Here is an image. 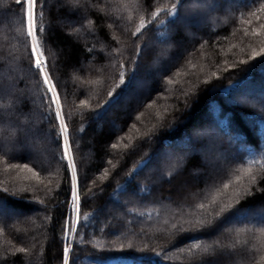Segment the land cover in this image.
I'll return each instance as SVG.
<instances>
[{
    "label": "trees",
    "instance_id": "obj_1",
    "mask_svg": "<svg viewBox=\"0 0 264 264\" xmlns=\"http://www.w3.org/2000/svg\"><path fill=\"white\" fill-rule=\"evenodd\" d=\"M131 1L36 0L34 5L35 34L47 69L62 89L77 178L79 208L68 264H217L221 257L216 253L223 248L202 247L215 225L235 216L237 223H228L216 240L229 245L223 249L227 253L247 255L221 261L264 264V238L254 236L257 227L264 228V0H193V7H205L200 20L183 15L185 0L163 9L160 3L171 0H137L144 7L141 22L136 8L127 18L122 4ZM199 9L192 11L198 14ZM246 15L253 16L250 22ZM5 18L13 19L10 27ZM187 18L195 19V29L184 27ZM62 19L73 20L82 34L55 23ZM156 26L171 31H163L166 44L153 54L152 47L143 49ZM170 47L183 53L162 70V55H170ZM140 54L143 60L136 58L132 66V56ZM132 87H142L143 98L117 119L116 131L91 122ZM161 96L159 106L151 104ZM202 120L215 128L219 148L232 144L237 155L226 165L216 162L219 174L205 196L175 200L169 177L206 167L204 151L189 152L177 168L143 170L152 165L162 141L182 139L174 145L185 147L191 125ZM1 123L7 127L0 128V208L33 213L22 219L0 212V264H63L69 170L50 94L30 54L25 6L16 0H0ZM36 134L47 136L44 147L31 139ZM205 134L191 137L196 147L205 143ZM25 137H31L29 143ZM21 142L46 159L39 155L31 161L23 152L7 151ZM203 188L198 181L190 197ZM167 204L187 213L174 210L161 218ZM110 205L119 215L100 225L98 215ZM221 208L225 211L216 216ZM152 211L158 212L155 220L148 217ZM201 220L212 223L201 229Z\"/></svg>",
    "mask_w": 264,
    "mask_h": 264
},
{
    "label": "rangeland",
    "instance_id": "obj_2",
    "mask_svg": "<svg viewBox=\"0 0 264 264\" xmlns=\"http://www.w3.org/2000/svg\"><path fill=\"white\" fill-rule=\"evenodd\" d=\"M53 1L54 0H46V3L50 4ZM136 1L137 0H132L129 3H127V4L123 3L122 5H124V7H125V11L127 13V18L132 17V9L136 8L135 12L133 11L134 15L136 14L137 15L136 17L138 18L139 22H141V21H143L142 19H143L144 7L141 6L140 3H138V2L136 3ZM173 1L174 0H171V1L166 2L164 4L160 3V5H161L160 7L163 9L164 7H172L176 3L178 4V2H177L178 0H175L174 2ZM187 1L188 0H185L186 3H183V5L181 4L182 6L180 5L181 6L180 9L183 10L182 12L184 13L183 15L184 16H187V15L195 16L196 15V17H198L197 18L198 20L203 19V17H205V16H200L199 14L205 12V11H203V10H205V7L202 6V10H200L199 5H197V7H193V2H194L193 0H189L190 2H187ZM198 2H202V4H207L208 0H200ZM156 6H159V4H156ZM151 8H153V7L151 6ZM156 8H158V7H156ZM25 9H26V5H25ZM194 9H197V10L199 9L200 12L198 14H194L192 11ZM228 16H229V13H228ZM249 16L246 15V17L248 18V20L250 22L252 20L253 16L252 17H249ZM196 17H194V18H196ZM210 18H213V17L211 16ZM214 18H217V16H214ZM134 19H135V17H134ZM4 20L6 22V26L10 27L12 22H13V19L12 18H5ZM225 20L226 19H224V20L220 19V22L222 23ZM192 21L195 23V19L191 20V19L187 18L186 23H184V27H187L189 29L190 28L195 29V26L192 24ZM242 21H245V19L244 20L241 19V22ZM33 22H34V29H35V25H36L35 13L33 15ZM72 22H73V20H71V19H69V20L62 19V20L55 21V23L57 25H60V26L64 25L68 29V31L71 33L74 32L76 35L82 34L81 30H79L77 27H75V28L73 27ZM242 23H244V22H242ZM144 24H146V23H144ZM27 28L28 27H27V21H26V30L28 32ZM140 28H142V25L139 26L137 29H140ZM137 29H135L134 32L137 31ZM153 31H154L153 37H151V38L146 37L145 38L147 43L144 44L143 50H148L149 48L152 47L153 51H151V53L157 54V49L162 48L164 46L163 44H166V43H164V42H166V40L162 36L163 31L170 32L171 30H170V27H167V26L166 27H157L156 26V28ZM178 41H179V43L178 42H176V43H178L179 44L178 46H180L181 40H178ZM31 47H32V42L30 40V54H31ZM261 50H264V46H262ZM49 51H50L52 58H53L55 53L53 52L52 48L49 47ZM168 51H170V55H168V54L162 55V57L164 58L163 59L164 64L161 67L162 70L165 69V67L169 63H171L175 59H177V57L181 53H183L182 49H179L178 51H176V50H173V48H171V47L168 48ZM141 56H142V54H140L139 57L137 55L132 56L131 65L133 66V64H134L133 61H135L136 58H140V60H143V58ZM32 58H34V63H35V57L32 56ZM44 59H45V57H44ZM132 66H130V67H132ZM147 67L149 68V71H151L150 70L151 66L149 64ZM45 68L48 71L50 79L53 83L54 89L57 92V99L59 100V108L62 112V106H61V102H60V98H59V91H61L62 89H60L59 86L55 85L54 79L50 75L49 69H47L46 62H45ZM10 71L17 74L18 70L11 68ZM16 76H18V75H16ZM150 76L155 77V75L152 73V71H151ZM133 83H135L134 80H133L132 84ZM135 86H136V84H135ZM135 88L136 87H134V88L132 87L131 90L129 89L128 91H126V93H128L127 95L119 96L115 100L111 101L110 105H108L106 110L100 116L95 115L91 118V122L96 124L97 126L105 125L110 130L116 131L120 125V123L117 122V119L121 120L122 117H124L125 115L128 114V110L131 108V106L136 105L143 98V96L141 95V92H143L142 91L143 89H141L142 87H140L138 90ZM149 88L150 87H148L147 89H149ZM11 91H12L11 92L12 95L15 96L17 91H15V89H12ZM163 94L165 95V91ZM160 98H162V96L157 97L155 100H153L154 102L151 104H155L156 107L159 106L158 104L160 102ZM51 100H52L53 106L56 108L57 106L53 102L52 95H51ZM59 108H57V109H59ZM202 121H204V122H202ZM202 121L197 122L198 123L197 126H193L189 129V134L190 135L195 134L194 137L197 135L205 134V133H206L205 135L208 134L207 139L202 146L196 147L194 144H192L193 142H191L192 141L191 137L194 138L193 135H191V137L189 139L186 138L187 143H186L185 147H181V148L175 147L174 143L176 144V142H180L182 139L175 140L174 143L167 142V141H162V142L160 141L161 143L154 150L153 156L151 157V162H152L151 164L152 165L151 166H145V170L141 169V170H143V172L145 171L144 173H150V170L151 169L153 170L154 167H155L156 172L161 171V169L163 167H169L170 165H172L171 168H173V166L176 165V162L182 158L185 159L186 155L189 152H191L195 149L200 150V151H204V153H205L204 155L207 159L206 160V163H207L206 167L204 166L202 169H190V173L188 175H187V173L184 174V173L178 172L175 175H173L172 177H169L167 184H168V186L173 188L175 200H184V201L189 200V199L195 200L198 197H202L203 195L205 196V193L207 194V191H209L211 188V186H210L211 181L210 180L215 179L219 174V169L216 167V162L221 163V165H223V164L226 165V163H227V161H229V159H232V158L236 157V155H237L236 152L234 151V148H233L234 146L232 144H228L225 147L223 146L224 147V148H222L223 150L220 149L219 148L220 146L218 145L219 139L217 138V136L215 134L216 133L215 128L213 126L209 127V125L205 124V120H202ZM56 122L59 125V122L57 119H56ZM0 126H1L0 127L1 129H5L7 127V124L1 123ZM67 136H68V129H67ZM30 138L25 139L26 141H28L27 143L30 142L29 141ZM46 138H47V136L45 134H36L31 139L35 142L36 145H38L39 148H42L45 146L44 143H45ZM61 141H62V148L64 150L63 136L61 138ZM68 144H69V139H68ZM89 144H90V142H89ZM171 144H173V145H171ZM90 145H93V144H90ZM69 148L71 151L70 144H69ZM7 151L8 152H16V153H20V152L22 153L23 152L22 154L25 153L31 161H35L39 155L43 159H46L45 158L46 156H44V153L39 152L37 148L30 147L29 145H25L23 142H21L17 148L11 147ZM44 152H45V155H46V153L49 155V150H45ZM71 154H72V152H71ZM85 154H86V152H85ZM85 156L87 157V154ZM72 160H73V157H72ZM159 160L163 161V163L160 165V169L158 167V164L160 162ZM32 171L33 170H31V172ZM33 172L35 173V171H33ZM165 173L167 174V172H165ZM198 181H202L204 188L197 190L196 192H194L195 196L192 195L190 197L189 190H190V188H194ZM69 184H70L71 191H70V195L68 198V207L70 209H69V217L66 220L65 231H64V235H65L64 248L67 247L68 249H70L71 240L73 237V235H71V232H72L73 223H74L73 212H72L73 197H72V180H71V177H70ZM137 194H139V191ZM78 208H79V199H78ZM134 209L137 211L136 213L139 214V210L137 208H134ZM134 209H129V212L134 213L133 212ZM174 210L179 212L180 216L185 215V213H187V211H185V210H177V209H174ZM174 210L168 204L163 206V208L161 209V213H160L161 218H163V217L165 218L167 215L169 216L171 213H173ZM0 212L6 213L7 218H12L15 216L17 218H22V219L25 217L26 213L27 214L33 213V211L24 212V210L11 209V208L10 209L0 208ZM152 212L148 217H149V219L155 220L156 217H158L157 216L158 212L154 211L153 213H155V214H153ZM77 214H78V211H77ZM116 215H119V212L117 211L115 206L110 205V206L106 207L105 210H103V212H100V214L98 215V222L100 223V225H103V224L109 222ZM147 215H148V213H147ZM75 218H76V216H75ZM237 221H238L237 216H235V217L231 218L228 222L215 225V227L213 228V231L206 237L208 241L205 244V246H203L202 248L208 249V247L214 246L215 248H217L216 250L221 249V248L225 249L226 247L229 250V245H227L223 242L219 243V241H217L216 238L217 237L221 238V233L224 231L226 226L228 227V225H229L228 223H234L235 224V223H237ZM124 228H127V227L125 226ZM128 230H131V229L128 227ZM255 231L257 234L254 233V236H260V237L264 238V228L257 227ZM249 234L250 235H248V236L250 238H252L253 233L250 232ZM223 249L219 253H216V255H218L216 257H218V258L221 257V259L218 260L217 264H223V261H221V260H225V261L231 260V257L233 256V254L234 255L236 254L237 256L242 255V254H246L245 252L243 253L242 251L241 252L239 251L237 253H229V252L227 253L226 251H223ZM233 258H234V256H233ZM63 264H64V258H63ZM224 264H233V263H224ZM242 264H245V263L243 262Z\"/></svg>",
    "mask_w": 264,
    "mask_h": 264
},
{
    "label": "snow or ice",
    "instance_id": "obj_3",
    "mask_svg": "<svg viewBox=\"0 0 264 264\" xmlns=\"http://www.w3.org/2000/svg\"><path fill=\"white\" fill-rule=\"evenodd\" d=\"M16 2L18 4H20L22 7H24L26 5V12H27V16H28V35L32 37V47H31V55L35 57V68L39 70V72L41 74H43V83L45 85H49L51 82L49 80L48 74L44 68V64L45 61L43 59H41V57L43 56V52L40 50V42L36 37L35 32L33 31V21H32V17H33V8L34 5L36 3V0H16ZM140 29H137V32H139ZM49 92L53 93V102L56 104L57 108H59V102L58 100L55 98V92L54 89L52 87H49L48 89ZM112 93H109V96H111ZM55 116L56 118L60 121L61 124V132L63 133V138H64V156L67 157L68 156V146H67V140H68V136H67V127L66 125H64V120L63 117L60 113V111H56L55 112ZM69 166H71V163L69 162ZM73 178H74V183H73V187H72V195H73V204L75 205L77 200L79 199V197L76 195V183H75V171H73ZM225 187H227V185H225ZM201 208H203V205H200ZM225 209L221 208L219 212L216 213V216H219L221 212H224ZM212 223L211 220H201L198 222V226L199 228H205L208 225H210ZM193 228H196L197 225H192ZM198 247V245L196 246ZM64 252V264H68V253H69V249L67 247L64 248L63 250Z\"/></svg>",
    "mask_w": 264,
    "mask_h": 264
},
{
    "label": "bare ground",
    "instance_id": "obj_4",
    "mask_svg": "<svg viewBox=\"0 0 264 264\" xmlns=\"http://www.w3.org/2000/svg\"><path fill=\"white\" fill-rule=\"evenodd\" d=\"M33 13H34V8H33ZM32 21H33V18H32ZM27 27H28V21H27ZM33 31L35 32V29H34V22H33ZM30 40H31V42H32V37L30 36ZM41 59H43L44 61H45V59H44V56H42L41 57ZM138 59V58H137ZM136 63H137V61H136ZM44 68H45V64H44ZM45 70H46V68H45ZM46 72H47V74H48V77H49V80H50V84L49 85H45V87H46V89L48 90L49 89V87H52L53 89H54V86H53V83H52V81H51V79H50V76H49V73H48V71L46 70ZM41 74V73H40ZM41 77H42V79H43V74H41ZM49 92V91H48ZM54 92H55V98L57 99V92L55 91V89H54ZM49 94H50V97H51V95H52V97H53V93L52 92H49ZM58 100V99H57ZM58 102H59V100H58ZM54 107V106H53ZM56 111H60V113H61V115H62V112H61V110H60V108L59 109H57V107L55 108L54 107V113L56 112ZM56 117V116H55ZM62 117H63V115H62ZM57 119V118H56ZM58 120V119H57ZM63 120H64V117H63ZM58 122H59V130H60V135H61V138H62V136H63V133L61 132V124H60V121L58 120ZM64 125H66V122H65V120H64ZM198 125V123H194V124H192L191 125V127H193V126H197ZM67 127V126H66ZM191 135H193V134H191ZM195 135V134H194ZM193 135V136H194ZM63 140H64V138H63ZM193 142V144L196 142V140H193L192 141ZM64 144H65V142H64ZM67 146H68V156L67 157H65L66 158V163H67V168L69 169V176L71 177V180H72V187H73V183H74V178H73V171H75V167H74V163H73V160H72V154H71V151H70V148H69V144H68V140H67ZM69 162L71 163V166H69ZM75 183H76V186H77V178H76V174H75ZM75 191H76V189H75ZM76 195H78V192H76ZM72 197H73V195H72ZM77 205H78V200H77V202H76V204L74 205L73 203H72V212H73V218H74V220H75V216H76V212H77ZM71 235H73V231L71 232Z\"/></svg>",
    "mask_w": 264,
    "mask_h": 264
},
{
    "label": "water",
    "instance_id": "obj_5",
    "mask_svg": "<svg viewBox=\"0 0 264 264\" xmlns=\"http://www.w3.org/2000/svg\"><path fill=\"white\" fill-rule=\"evenodd\" d=\"M76 182V181H75ZM76 192H77V186H76ZM77 211H78V205H77ZM77 213V212H76ZM76 223H77V214H76V218H75V220H74V223H73V229H72V231L74 232V229H75V227H76ZM72 237V236H71Z\"/></svg>",
    "mask_w": 264,
    "mask_h": 264
}]
</instances>
